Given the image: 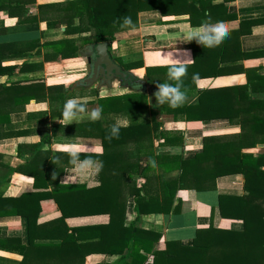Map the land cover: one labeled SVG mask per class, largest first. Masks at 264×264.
<instances>
[{"label":"trees","instance_id":"1","mask_svg":"<svg viewBox=\"0 0 264 264\" xmlns=\"http://www.w3.org/2000/svg\"><path fill=\"white\" fill-rule=\"evenodd\" d=\"M226 3L227 0H0V11L17 18L22 32H26L20 36L22 38L13 35L0 42V77H6L0 81V115L10 104L14 109L20 108L21 104L24 106L25 102H49L50 106L56 103L61 109L68 99L86 96L70 92L60 83L47 84L42 75L45 64L78 57L80 49L87 44L109 42L108 50L113 54L115 34L136 28L140 12L158 11L166 23L173 22L176 16L187 15L190 26H199L207 19L212 22L235 19ZM125 17L131 18V25L123 23ZM258 22L257 19L241 20L238 27L229 29V37L217 47L207 48L191 41L189 45L193 58L186 64L187 74L182 78V90L186 92L195 88L198 78L241 70L231 68L233 62L228 63L234 60L227 56L229 49L233 50L231 41L236 40L234 48L238 57H235L250 55L252 52L240 49L238 39ZM40 23H44L47 29L64 27V36L44 39ZM8 33L7 27H0V35ZM216 51L220 56L213 61L212 55ZM114 57L126 70L145 68V78L152 87L159 83H174L168 80L166 64L145 66L142 56L130 60H123L118 55ZM15 60L21 62H13ZM259 79L263 82L264 76ZM249 85L252 87L251 82ZM242 87L246 88L245 85ZM199 93L203 95L204 92ZM87 96L95 97L91 102L97 107L102 106V115L129 112L134 105L143 107L147 103L145 92L137 90L105 97H100L94 90ZM186 105L187 102L183 106ZM183 106L172 109L168 104L157 108L152 105L151 121L118 125V139H106L114 124L103 125L100 119L75 124L82 135L85 128L88 131L91 129V136L99 138L103 147L102 154L97 156L103 162L101 182L97 186L60 183L59 177L65 168L73 164H61V160L69 157L68 153L42 151V141L31 144L27 172L34 178V184L44 189L28 194L29 201L34 204L23 214L29 229L40 210L38 201L53 199L64 217L108 216L105 223L73 227V234L67 233L60 243L54 245L62 249L75 244L77 253L86 250L83 258L91 253H102L120 255L114 264H264L263 155L241 152L243 144L225 140L224 134L203 136L202 151L193 158H184L179 153L158 152L144 156L143 165L138 160L120 164L122 157L120 160L118 155H125L127 159L132 153L127 145L131 141L135 142L134 150L139 152L153 145L155 140H158V146L182 145V131L164 128L154 114L160 112L170 114L174 119L181 118ZM213 116L209 114L207 117ZM90 156L95 154L80 153L79 159ZM238 173L245 179V193H220L218 206L223 217L242 220L241 230L211 225L197 229L191 245H183L178 240H167L161 244L159 233L137 225L138 218L144 214L178 212L180 201H175L179 190H214L217 177ZM129 201L134 219L124 225Z\"/></svg>","mask_w":264,"mask_h":264},{"label":"crops","instance_id":"2","mask_svg":"<svg viewBox=\"0 0 264 264\" xmlns=\"http://www.w3.org/2000/svg\"><path fill=\"white\" fill-rule=\"evenodd\" d=\"M226 4L229 12L234 13L236 17L224 22L229 29L238 27L241 20H259L252 26L250 32L242 34L238 39L240 49L252 52L250 55L237 58L238 53L234 48L236 40L231 41L233 50L229 49L227 56L234 60H229L228 63L233 62L231 68L241 70L198 78L195 88L186 91L188 105L182 107L181 118L174 119L172 115L160 112L154 114L155 119L162 121L164 128L182 131L184 137L182 145L158 146V140H155L153 145L139 152L134 150L135 142L131 141L127 145L132 153L126 157L127 159L125 155H118V159L122 157L121 165L136 160L143 165L144 156L158 152L179 153L184 158H193L202 151L203 136L224 134L225 140L243 144L241 152L264 156V81L259 79L264 76V0H227ZM0 27H7L9 31L8 34L0 35V42L10 39L13 35L20 37L26 33L22 32L21 26L17 24V18L9 17L4 11H0ZM193 27L196 26H190L187 15L176 16L173 22L166 23L158 11L140 12L138 26L116 33L112 49L121 50L119 52L123 54L130 51L129 43L140 42L138 57L142 56L145 66L163 65L161 60L165 58H179L187 64L193 57L190 42H186V33ZM219 56L217 51L216 54L213 53V61L218 60ZM13 62L20 63L21 60ZM46 68L45 64L44 70ZM129 71L136 77L145 76L143 67ZM5 78L0 77V81H4ZM56 82L55 84H63L68 90L70 81ZM249 82L252 83V87ZM244 85L246 88L242 89ZM87 90L91 89L69 91L86 95L75 99L85 103L90 112L97 105L91 102L95 97L87 96L90 94ZM130 90L134 91L124 85L120 86L115 81L108 93H104L106 90L101 88L97 92L100 97H105L122 95L129 93ZM156 90L153 86L143 91L147 100L143 107L134 105L129 112L102 115L100 118L102 124L125 126L131 122L151 121L153 117L151 106L154 105L155 108L159 106L153 95ZM199 92L204 93L200 95ZM57 105L55 103L50 106L49 102H25L24 106L21 104L20 108L11 109L10 104L5 106L3 114L0 115V264H82L83 261V264L117 263L120 258L118 254L91 253L83 258L86 250L77 253V249H74L75 244L62 249L54 246L60 243L67 233L73 234L75 232L73 227L107 222L106 214L64 217L53 199H43L38 201L40 210L31 230L26 216L23 215L29 206H34L33 202L29 201L28 194L44 189L41 185L34 184V178L27 172L31 144H40L42 141L40 144L42 151L55 153L67 152L68 146L71 145H82L85 148L81 153L95 156L79 159L81 162L88 159L101 161L97 159L103 152L100 139L91 136V129L88 131L85 128L82 135L74 126L90 120L83 119L64 125L61 123L63 108L58 109ZM209 114L214 116L207 117ZM70 162V157L61 160V164ZM54 179L53 176L52 181ZM59 182L80 183L86 187H93L100 184L101 174L94 169L77 173L76 166L72 164L65 168ZM244 182L241 174H229L216 178L214 190H179L175 201V203L180 201L178 212L144 214L138 218L137 225L142 229L159 233L161 244L167 240H178L183 245H191L196 230L211 225L216 228L241 230L242 220L221 215L218 196L220 193L235 195L245 193ZM131 198L129 195V200ZM133 219L132 203L129 201L124 225H128Z\"/></svg>","mask_w":264,"mask_h":264},{"label":"clouds","instance_id":"3","mask_svg":"<svg viewBox=\"0 0 264 264\" xmlns=\"http://www.w3.org/2000/svg\"><path fill=\"white\" fill-rule=\"evenodd\" d=\"M123 23L131 25L130 17H125ZM229 28L222 21L212 22L210 19L203 21L199 26L190 28L186 33V42L195 41L197 44L213 48L219 46L226 38L229 37ZM162 64L168 65V80L174 83H159L156 84L154 97L156 104L168 106L172 109L183 106L188 101V96L182 90V78L187 74V66L182 59L165 58L161 60ZM193 78H196L195 76ZM103 108L96 107L90 112L85 103H80L77 99H68L63 106L61 123L69 125L74 122L88 119L91 122H96L102 116ZM120 128L118 125H113L106 139H118ZM85 146L71 145L67 148V153L73 165L76 166L77 173H81L86 169H94L99 172L103 167V162L92 161L91 159L81 162L79 154L84 151Z\"/></svg>","mask_w":264,"mask_h":264},{"label":"rangeland","instance_id":"4","mask_svg":"<svg viewBox=\"0 0 264 264\" xmlns=\"http://www.w3.org/2000/svg\"><path fill=\"white\" fill-rule=\"evenodd\" d=\"M44 23L39 24V29H43V37L44 39H53V38H60L64 36L63 31H61L59 28L56 30H48ZM40 29V30H41ZM139 43L131 42L129 43L130 51H125V53H121L116 48L113 49V54L116 56H120L123 60H130L134 57H137L139 54ZM137 50V51H136ZM37 57H35L36 59ZM34 59V60H35ZM38 60V58H37ZM46 69L43 71V76L45 78V81L47 84H55L56 81L60 80H66L70 81V84L68 85L69 90H83L85 88L74 85L77 81H80L83 77H85L86 69H85V62L84 60L78 56L71 59H66L63 61H57V62H50L49 64H46ZM145 77V76H144ZM89 88V87H87ZM90 91L87 90V92L92 93L95 90V87L89 88ZM105 92L108 93L111 88L106 89V87H102ZM131 91V90H130ZM75 93V92H74ZM77 94V93H76Z\"/></svg>","mask_w":264,"mask_h":264},{"label":"water","instance_id":"5","mask_svg":"<svg viewBox=\"0 0 264 264\" xmlns=\"http://www.w3.org/2000/svg\"><path fill=\"white\" fill-rule=\"evenodd\" d=\"M61 30L64 31V27H62ZM108 45L109 42L88 44L83 46L79 51V55L84 60V62H86V58L84 56L85 54L83 52L84 50H87L94 56L92 79H95L97 68L99 67V71L106 78L104 87L111 88L115 81H117L120 86H129V88L132 84L133 87H131L130 89H134L137 91H146L148 87H152L151 85L147 84V80L145 77H136L130 71L122 70V68L117 63L113 62L108 54ZM89 72L90 68H88V73ZM132 75L134 76L133 80ZM115 76H118V79ZM83 81L88 83L87 79H84ZM77 83L78 81L74 85H77ZM98 87L100 88L101 85H99Z\"/></svg>","mask_w":264,"mask_h":264},{"label":"flooded vegetation","instance_id":"6","mask_svg":"<svg viewBox=\"0 0 264 264\" xmlns=\"http://www.w3.org/2000/svg\"><path fill=\"white\" fill-rule=\"evenodd\" d=\"M88 45V44H87ZM84 56L86 58V62H85V69H86V73H85V77H83L80 81H78L77 85L81 86L85 89H89V88H93L95 87V89L99 90L100 88L104 87L105 82H106V78L104 75L101 74V72L99 71V67L97 68V72H96V76L95 79H92V75H93V63H94V56L92 54H90L87 50H84ZM108 54L111 58V60L115 63H117L119 65V63L117 62V60L115 59L114 55L111 54L108 50ZM120 66V65H119ZM122 68V70L124 71H129L124 69L122 66H120ZM88 68H90V72L88 73ZM129 74V73H128ZM118 79V76H115ZM87 79V82H84L83 80ZM134 79V76L132 75V80ZM126 84V83H124ZM101 85V87L99 88L98 86ZM89 87V88H87ZM129 87V86H127ZM133 87V85L131 84L130 88Z\"/></svg>","mask_w":264,"mask_h":264}]
</instances>
